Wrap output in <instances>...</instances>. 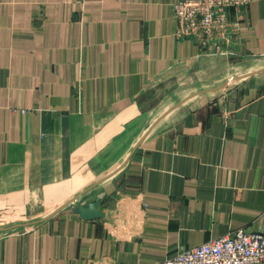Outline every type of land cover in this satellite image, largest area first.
Instances as JSON below:
<instances>
[{"label": "crops", "instance_id": "obj_1", "mask_svg": "<svg viewBox=\"0 0 264 264\" xmlns=\"http://www.w3.org/2000/svg\"><path fill=\"white\" fill-rule=\"evenodd\" d=\"M178 1L0 0V212L74 203L0 237V264H154L238 228L264 232V67L232 76L253 73L230 80V99L157 126L96 183L132 142L120 138L112 163L111 128L146 94L221 72L222 56H264V0L207 43L177 36ZM118 176L131 185L115 194Z\"/></svg>", "mask_w": 264, "mask_h": 264}, {"label": "rangeland", "instance_id": "obj_2", "mask_svg": "<svg viewBox=\"0 0 264 264\" xmlns=\"http://www.w3.org/2000/svg\"><path fill=\"white\" fill-rule=\"evenodd\" d=\"M222 57L223 68L221 72H214L215 69L210 67V70L207 69L205 73L195 74L184 79H177L171 83L172 86L169 85L167 88L149 92L140 102L138 112L133 111L132 113L126 114V116L121 119V123H119L118 126L111 128V135L109 139H111L112 144V163L119 155L118 152L120 147H124L125 140H123L122 143L120 138L127 135L132 142L127 148L123 163L112 170L104 178L98 180L96 182L97 184L103 179L106 180L109 177L112 178L113 176L118 175L119 171L122 170L131 158L130 155L137 145L144 141V139H146V137L150 135V133L157 126L163 125L170 121V119H173V117L177 114H181L183 109H192L194 106L198 105L200 101L205 99H209L210 101L225 98L230 99L232 95V93H230V87L231 85H234L230 83L232 76L242 75L249 71H254L264 67V56L249 57L247 59L246 57H242L240 54H237L230 57ZM216 86H221L222 88H214ZM134 123L138 127L142 126V132L139 133L140 135H138V137L134 139V130L130 127H127L126 132L122 134V130H124L123 127L130 126V124L134 125ZM127 182L128 184H125ZM118 183L122 187H118L115 194L120 192L119 190L124 191V189H126V185L127 187H130L131 185L129 180L126 181L121 176H118ZM88 190H90V188L83 189L79 194H83ZM115 196L116 195H112L109 197L110 203L115 201ZM77 199L74 198V202ZM77 203L80 202L78 201ZM106 203L108 202L106 201ZM66 205L74 206V203L61 205L54 211H51L55 208L54 205L52 207L48 206V211L39 209L38 207L31 206L28 208L24 205H17L13 211L0 212V237L13 231L27 230L36 227L41 222L55 214L57 210ZM75 205L78 206L76 203Z\"/></svg>", "mask_w": 264, "mask_h": 264}, {"label": "built area", "instance_id": "obj_3", "mask_svg": "<svg viewBox=\"0 0 264 264\" xmlns=\"http://www.w3.org/2000/svg\"><path fill=\"white\" fill-rule=\"evenodd\" d=\"M251 0H179L174 5L176 34L184 38H228L237 22L234 11L241 12ZM264 262V232L238 228L183 250L154 264H258Z\"/></svg>", "mask_w": 264, "mask_h": 264}, {"label": "water", "instance_id": "obj_4", "mask_svg": "<svg viewBox=\"0 0 264 264\" xmlns=\"http://www.w3.org/2000/svg\"><path fill=\"white\" fill-rule=\"evenodd\" d=\"M261 71H264V69H261V70H258V71H255L253 73H258V72H261ZM253 73H249V74H246L244 76H238V77H233L231 80L232 81H235V80H238L242 77H245V76H248V75H252ZM101 215V212H98L97 209L95 210V216H100Z\"/></svg>", "mask_w": 264, "mask_h": 264}]
</instances>
